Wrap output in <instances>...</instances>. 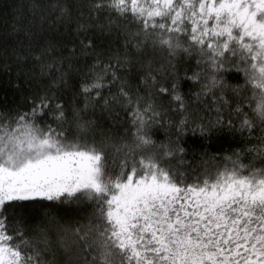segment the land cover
<instances>
[{"label":"snow or ice","instance_id":"snow-or-ice-1","mask_svg":"<svg viewBox=\"0 0 264 264\" xmlns=\"http://www.w3.org/2000/svg\"><path fill=\"white\" fill-rule=\"evenodd\" d=\"M47 7L50 23L115 29L124 55L97 53L79 84L82 102L66 105L54 91L65 58L51 44L31 53L51 79L30 110H0V264H264V0H88V15L78 6L75 17L67 0ZM192 58L197 119L178 72ZM232 71L242 83L229 82ZM98 108L124 111L125 136L97 132ZM164 125L157 142L153 129ZM221 129L244 137L242 147L213 157L211 169L171 163L184 154L185 133ZM36 197L93 210L87 223H57L54 249L48 229L7 214L9 203Z\"/></svg>","mask_w":264,"mask_h":264},{"label":"trees","instance_id":"trees-1","mask_svg":"<svg viewBox=\"0 0 264 264\" xmlns=\"http://www.w3.org/2000/svg\"><path fill=\"white\" fill-rule=\"evenodd\" d=\"M51 2L53 0H0V110H30L32 98L39 95L47 86L51 77H41L36 66L37 61L31 56L35 50L51 44L55 49L53 55L65 58L62 71L66 72L67 76L54 91L59 98L56 102L63 100L66 105H70L74 99L82 102V98L77 96L79 84L97 53L101 58H106L117 51L121 56L124 55L123 37L115 29L109 32L96 27L99 21L93 22L87 32H78L75 22L67 25L50 23L51 16L47 6ZM67 2L73 7L74 17L78 15V6L84 10L85 16L88 15L86 8L88 0H67ZM33 4L39 7L33 9ZM82 40L85 43L91 40L93 47L82 48ZM73 49L75 51H72ZM17 51L22 56L27 54L26 58L17 59L15 54ZM129 54H132L131 50ZM138 67L133 69V75L136 74ZM185 69L190 70L186 72ZM195 71V58H192L190 63L185 61L178 64L182 84L180 91L188 93L185 99L189 101L188 110L192 119L203 115L202 106L196 103L195 96L191 95L198 91L199 84L187 79ZM237 75L235 71H232L227 74V79L233 84L242 83V79H238ZM157 79H161L160 76H157ZM130 83L135 85L136 80L132 79ZM160 86L161 84L156 85L157 88ZM163 86L169 87L170 85L165 82ZM158 102L168 109L166 115L169 120L175 121L179 118L178 114L172 111L167 96L159 97ZM116 111L119 112L118 116L103 112L99 108L94 114L90 113L96 121L97 132L107 133L116 138L125 136V129L128 128L127 117L124 111L119 109ZM40 119L52 123L46 116ZM166 128L168 125L157 126L153 129V138L157 142L164 140L168 135ZM243 141L244 137L228 129L214 131L205 136L189 131L179 140V146L185 150L184 154L174 158L171 163L176 165L177 161L182 159L185 161L184 168H192L201 165L202 161H207V166L211 169L213 157L222 158L231 154L235 149L242 147ZM220 162L222 163V160ZM7 209L10 220L17 218L23 220L24 226L29 230L36 226L48 229L53 248L56 249L55 228L57 223L68 228L75 227L78 223H87L93 205L87 201L67 203L36 197L29 202L9 203Z\"/></svg>","mask_w":264,"mask_h":264}]
</instances>
